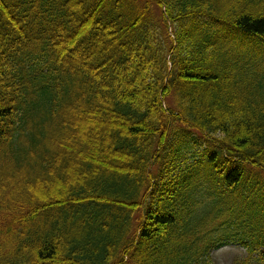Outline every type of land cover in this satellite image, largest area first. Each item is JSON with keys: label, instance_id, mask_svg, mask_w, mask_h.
I'll return each instance as SVG.
<instances>
[{"label": "trees", "instance_id": "1", "mask_svg": "<svg viewBox=\"0 0 264 264\" xmlns=\"http://www.w3.org/2000/svg\"><path fill=\"white\" fill-rule=\"evenodd\" d=\"M200 160L264 172V0H0V264H264L254 201L200 219Z\"/></svg>", "mask_w": 264, "mask_h": 264}, {"label": "rangeland", "instance_id": "2", "mask_svg": "<svg viewBox=\"0 0 264 264\" xmlns=\"http://www.w3.org/2000/svg\"><path fill=\"white\" fill-rule=\"evenodd\" d=\"M203 148H201L202 150ZM190 155V154H189ZM193 155L191 154L188 156V158L191 160V157ZM222 161L219 160L217 164H220ZM191 161L188 162L190 164ZM231 166H228L227 170L223 174L215 175L214 180L211 181V178L208 173H211L213 171L214 173H217L216 165L211 163L208 160H200L196 164V167L194 168L197 175L193 177V180H195V186L197 184H201L204 181H211L210 186L206 187L204 190V203L199 206L198 212L200 219H204L205 221L211 219L212 217L219 216L221 210H222V217L216 220L215 225L221 226V228H225L228 225H230V220L228 218V213L225 211V209L229 208L230 206H233L235 209V213L233 217L236 215V210H239L241 204L243 202H246L248 200L254 201V205L252 209L255 212L260 213L261 211L264 212V191H258L257 193H252L251 190V180L254 179V177H260L264 179V173L261 171H252L248 170L246 171V185L244 188H239L243 191H250V195L244 197L241 196L240 192H237L236 189L234 190V195H228L225 193L223 189H220L217 187V182L222 180V175H227V172ZM231 191V190H229ZM224 211V212H223ZM232 221V219H231ZM212 259V264H233L235 261L242 259L245 257V252L242 248L237 247L236 245L226 246L222 247L221 249L211 252L210 254ZM126 257L124 258V260ZM252 260V259H251ZM251 264H255V261L251 262Z\"/></svg>", "mask_w": 264, "mask_h": 264}]
</instances>
